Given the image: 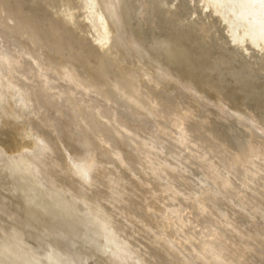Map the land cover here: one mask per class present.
<instances>
[{
	"label": "bare ground",
	"instance_id": "1",
	"mask_svg": "<svg viewBox=\"0 0 264 264\" xmlns=\"http://www.w3.org/2000/svg\"><path fill=\"white\" fill-rule=\"evenodd\" d=\"M0 264H264V0H0Z\"/></svg>",
	"mask_w": 264,
	"mask_h": 264
},
{
	"label": "rangeland",
	"instance_id": "2",
	"mask_svg": "<svg viewBox=\"0 0 264 264\" xmlns=\"http://www.w3.org/2000/svg\"><path fill=\"white\" fill-rule=\"evenodd\" d=\"M90 158H91V159H94V156L90 155Z\"/></svg>",
	"mask_w": 264,
	"mask_h": 264
}]
</instances>
